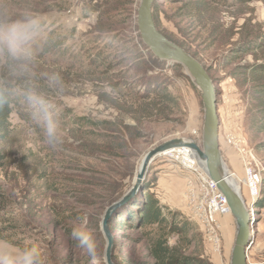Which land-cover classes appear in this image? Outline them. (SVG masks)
I'll return each mask as SVG.
<instances>
[{"label": "rangeland", "instance_id": "obj_1", "mask_svg": "<svg viewBox=\"0 0 264 264\" xmlns=\"http://www.w3.org/2000/svg\"><path fill=\"white\" fill-rule=\"evenodd\" d=\"M227 1L156 0L152 13L159 33L197 59L215 83L220 143L231 152L224 160L251 213L248 264H264V104L256 94L259 78L249 68L264 63V41L254 42L264 34V0ZM141 2L0 0V10L7 9L11 18L32 17L40 27L43 38L34 45L32 82L56 103L66 136L63 150H51L24 101L11 117V135L0 141V187L22 221L18 238L24 247H38L47 264H92L70 235L80 226L93 235L98 264H106L104 215L131 188L145 155L174 139L202 145L201 92L182 65L157 59L143 43L137 20ZM51 38L62 40V46L48 49ZM250 43L257 48L241 50ZM52 71L62 77L58 90L46 83ZM2 74L14 77L0 58ZM153 89L171 99L159 102ZM158 104L162 112L152 113ZM79 118L84 119L80 129L74 122ZM88 121L98 126H88ZM240 149L255 155V167L263 175L255 199ZM182 157L158 156L144 184L162 206L192 226L180 238L183 254L206 264H232L236 220H222L220 250L215 252L191 212L188 194L197 192L198 179L184 168ZM141 191L119 208L126 211L123 220L113 218L114 264H155L148 251L161 231L132 219L140 209ZM178 240L170 237L169 244Z\"/></svg>", "mask_w": 264, "mask_h": 264}, {"label": "water", "instance_id": "obj_2", "mask_svg": "<svg viewBox=\"0 0 264 264\" xmlns=\"http://www.w3.org/2000/svg\"><path fill=\"white\" fill-rule=\"evenodd\" d=\"M156 0H142L138 12V28L143 43L153 55L164 62L182 65L194 86L200 90L205 109L203 140L200 146L196 141L174 139L150 150L142 160L140 169L131 188L109 207L104 215L102 229L107 240L105 251L106 264H114V237L109 221L117 210L130 202L144 187L150 165L158 156L170 151L187 148L194 152L196 160L203 167L209 178L217 184L218 189L228 201L232 216L237 224V236L232 251V264H248L247 249L251 241V213L231 181L233 173L225 163L220 145V118L218 114L215 83L206 68L181 47L168 40L156 28L153 18V5Z\"/></svg>", "mask_w": 264, "mask_h": 264}, {"label": "trees", "instance_id": "obj_3", "mask_svg": "<svg viewBox=\"0 0 264 264\" xmlns=\"http://www.w3.org/2000/svg\"><path fill=\"white\" fill-rule=\"evenodd\" d=\"M99 0H90V2H98ZM227 4V0H223ZM237 1V0H236ZM243 2H250L252 0H239ZM91 12H99L92 8L89 9ZM59 38H51L48 40L46 46L60 47L63 42ZM264 41V34H260L254 42L262 43ZM260 45V44H259ZM257 48V44H247L241 46L242 51H250ZM99 61L96 58L95 63ZM250 70L254 75L259 78V82L256 86V94L258 101L264 104V63L254 64L249 66ZM22 88H25V82L20 77H7L6 74H2L0 77V141H4L12 133V122L11 117L20 105H23L24 99ZM152 94L159 95V102H167L171 99L169 94L161 95L159 89H153ZM161 95V96H160ZM150 96V95H149ZM162 97V98H161ZM160 104L153 107L152 113H161L162 110L159 107ZM264 111V108L262 109ZM20 112V111H18ZM18 114V113H17ZM20 114V113H19ZM25 113L21 111V118L24 117ZM75 124L79 127L84 126V119L79 118L74 120ZM88 126L97 127L98 124L88 121ZM150 185L144 184L143 190L139 195L140 209L138 214L133 215L132 219H138L142 226L145 227H157L161 232L156 234L155 240L152 242V247L149 248L148 254L153 259L155 264H206L205 261L199 258H193L187 256L179 249L180 238L187 237L191 233L192 226L181 219V216L177 213L170 212L168 208L162 206L153 194H150ZM124 209H119L112 216L109 221L111 229L114 228L116 219H122ZM117 213H121L118 214ZM116 219H113V218ZM123 220V219H122ZM22 221L17 214L16 210L13 209L11 199L0 187V239L4 242H8L11 245L22 248L24 242L18 237L19 227ZM176 236L179 238L176 245L171 246L169 244V238ZM27 247V246H26Z\"/></svg>", "mask_w": 264, "mask_h": 264}, {"label": "clouds", "instance_id": "obj_4", "mask_svg": "<svg viewBox=\"0 0 264 264\" xmlns=\"http://www.w3.org/2000/svg\"><path fill=\"white\" fill-rule=\"evenodd\" d=\"M37 21L32 17L13 19L7 9L0 10V58L14 77L25 80L23 99L30 109L31 120L39 126L42 141L53 151L63 150L66 143L60 123L57 105L32 82V69L37 63L34 45L42 39ZM62 82L59 72L46 76L48 88L58 90ZM71 238L77 246L85 249L98 264L97 244L92 233L84 226L75 227ZM0 264H47L41 250L36 246L17 248L8 242H0Z\"/></svg>", "mask_w": 264, "mask_h": 264}, {"label": "built area", "instance_id": "obj_5", "mask_svg": "<svg viewBox=\"0 0 264 264\" xmlns=\"http://www.w3.org/2000/svg\"><path fill=\"white\" fill-rule=\"evenodd\" d=\"M240 150L242 153V161L246 173L245 180H247L248 183L249 194L251 193L253 197H256L261 191L263 175L257 169L258 165L255 155L251 151L245 149ZM178 151H180V149ZM174 153L178 154L177 150H174V152L171 151L165 154V156ZM181 153L180 155L183 156L184 168L196 175L198 179L196 185L197 192L196 190H191L188 194L191 212L205 228L213 250L218 252L221 245L220 232L222 220L227 216H232L231 209L226 197L218 189L217 184L209 178L207 173L197 164V161L192 158L191 150L183 148L181 149ZM186 155L187 158L185 157Z\"/></svg>", "mask_w": 264, "mask_h": 264}, {"label": "bare ground", "instance_id": "obj_6", "mask_svg": "<svg viewBox=\"0 0 264 264\" xmlns=\"http://www.w3.org/2000/svg\"><path fill=\"white\" fill-rule=\"evenodd\" d=\"M191 152H192V151H191ZM177 153H178V154H182V153H181V150L178 151ZM191 154H192V156H193L192 158H193L195 161H197V160H196V157H195L196 155L194 154V152H192ZM163 155L165 156V154H163ZM163 155H162V156H163ZM185 157L187 158V155H186ZM192 158H191V159H192ZM197 164H198L201 168H203V167L201 166V164H199V162H197ZM244 172H245V171H244ZM245 177H246V173H245ZM231 181L234 183V185H235L237 191L239 192V190H240V185H239V186H236L235 181H234V179H233V176H232ZM245 181H246V184H247V186H248L247 180H245ZM248 190H249V188H248ZM250 195H251L252 199H255V198H256V197H253L251 193H250ZM252 233H253V232H252V230H251V238H252V236H253ZM236 236H237V235H236ZM235 241H236V240H235ZM234 246H235V245H234ZM233 248H234V247H233Z\"/></svg>", "mask_w": 264, "mask_h": 264}, {"label": "crops", "instance_id": "obj_7", "mask_svg": "<svg viewBox=\"0 0 264 264\" xmlns=\"http://www.w3.org/2000/svg\"><path fill=\"white\" fill-rule=\"evenodd\" d=\"M220 145H221V143H220ZM224 150H225V151H224ZM221 152H222V155H223L224 159H226L227 156H228V158L230 159L231 152H230L229 150H227L225 147L223 148V145L221 146ZM231 161H232V160H231ZM237 170H238V168H237ZM238 171H239V170H238Z\"/></svg>", "mask_w": 264, "mask_h": 264}]
</instances>
